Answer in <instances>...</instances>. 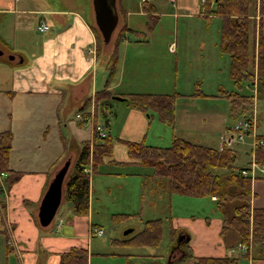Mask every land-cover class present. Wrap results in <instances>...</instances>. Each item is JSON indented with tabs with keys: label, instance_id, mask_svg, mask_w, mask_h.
<instances>
[{
	"label": "rangeland",
	"instance_id": "1",
	"mask_svg": "<svg viewBox=\"0 0 264 264\" xmlns=\"http://www.w3.org/2000/svg\"><path fill=\"white\" fill-rule=\"evenodd\" d=\"M125 2L135 10L145 9L150 12L148 10L150 5L157 2L164 4L161 7L164 11L175 10L173 3L166 0H125ZM58 3L86 11L89 10L92 0H21L20 5L23 4L26 8H37L46 4L58 7ZM253 3L252 7L254 9L255 5V10L250 11L251 20L254 18L258 20L261 4L258 6L255 1ZM178 13L175 17L162 16L153 19L152 16L146 15L136 16L131 20L135 28L125 32L126 39L119 50L116 77L112 81V85L120 86L118 90L128 85L133 93L173 96V123L162 120L157 111L145 113V117L138 120L132 111L134 107L129 105L128 100L120 101L114 98L102 100V105L100 104L98 108V116L95 119L89 117L83 122L77 114L82 113L86 116V113L88 115L90 111L93 112L90 106H87V111L79 110L76 105L71 106L69 101L63 103L57 98L48 100L42 94L33 96L19 93L17 100L13 101L8 99L4 92H0V131L8 129L12 132L14 164L17 167L30 169L39 167L42 162L35 161L32 155L35 153L41 156L51 152L52 155L56 154L63 145L62 134L68 138L67 141L69 140L67 151L73 149L72 134L75 135L79 146L83 145L82 139L86 138L85 140L91 139L90 142L94 147L96 123L104 126L108 133L111 132L115 142L114 158L119 160L128 157L127 147L120 141L122 139H137L151 145L169 146L173 138L179 136L195 143L220 147L224 141L222 137L230 135V128H233L236 121L253 115L256 118L258 135L264 136V95H260V87H256V84L254 88L258 96L244 104L236 101L237 105H242L240 111L237 110L235 115L232 113L231 95L239 92L252 96L255 90L249 87L247 82L240 86L231 78L230 56L223 52L220 46L222 17H205L195 14L190 8ZM10 17L9 14L0 15V45L11 52L16 46L25 49L20 45H26V50L30 54H38L46 36L56 26L48 15L45 17L50 25H53L51 31L39 29V20L42 17L40 14L22 15L17 21L18 24ZM123 25L124 21L121 18L110 44H105L102 36L97 38L98 61L92 73L95 74L98 89H103L109 76L108 58L115 40L121 36ZM251 26L253 28L251 39L254 42L257 28L255 34V27L253 24ZM95 31H99L96 25ZM128 43L132 45L127 46ZM170 44L174 47L173 50ZM250 69L251 73H254L253 65ZM60 103H62V111L58 114L56 107ZM89 103L91 104V101ZM243 108L245 113L242 114ZM93 114L96 116V113ZM65 117L68 120L72 119L73 127L67 128L64 125ZM76 124H80L81 128H77ZM245 141L244 143L226 142L231 146L223 144L237 153L235 167L238 168L250 167L253 158L254 137L248 136ZM74 162L71 163L70 172L66 177L63 201L56 218L69 214L65 194ZM63 164L64 162L60 167ZM137 169L139 168L133 164L114 165L109 162L102 163L95 173L92 166L87 168L92 176L91 204L88 214L91 213L93 222L107 231L103 236H91L93 251L96 253L89 264H170V255L172 264H194L195 257L189 247L190 243L186 241L188 232L175 229L173 236L171 216L174 214L175 217L181 218L192 216L207 218L211 219L214 225L215 219L223 217L218 209L217 199L213 201L211 196L190 197L176 194L171 198L172 208L165 209L158 198H168L170 201L169 196H159L156 192V190L164 192V188H159L157 179L144 182L147 176L141 175L146 171L149 175L152 169L144 167L146 171L133 174ZM255 180H252L253 184L256 182L253 186L257 196L255 197L258 198V204L262 205L264 177ZM149 219L162 220L163 234L160 243L155 245L121 243L113 246L114 241L120 243L119 241L125 240L127 235L133 236L143 231ZM234 234L237 236L236 233ZM181 235H184L183 240H180ZM236 243L238 248L243 250L239 246L242 243L238 240V236ZM251 243L252 241L248 245L249 249L244 251L255 252ZM231 251L236 254L237 248H232Z\"/></svg>",
	"mask_w": 264,
	"mask_h": 264
},
{
	"label": "crops",
	"instance_id": "2",
	"mask_svg": "<svg viewBox=\"0 0 264 264\" xmlns=\"http://www.w3.org/2000/svg\"><path fill=\"white\" fill-rule=\"evenodd\" d=\"M166 1L173 3L174 11L162 10L161 7L164 4L159 2L150 5V9H148L150 12L145 11V9H132L125 0H118L117 5L119 14L121 15L120 17L129 30L135 28L131 20L136 16L149 15L153 19L162 16L175 17L179 14L178 11L186 8H190L195 14L205 16L203 9L204 0ZM20 2L21 0H0V15L4 16L9 14L11 15L10 19L18 24L17 21L22 15L29 13L40 14L42 17H40L39 22L45 21L52 30L53 25L51 26L45 17V15H48L56 26H54L53 31L50 30L51 33L46 36L41 52L36 55L30 54L26 50V45H20L19 42L18 45L24 46L25 49L16 46L14 51L11 52L6 51L0 45V50L4 52L0 55V92H4L7 98L13 101L17 100L19 93L33 96L42 94L48 100L57 98V100H61L63 103L69 101L71 106L76 105L79 110L85 109L87 111V106H90L92 109L96 105V94L100 90L97 86L95 74L92 73L98 61V40L95 31L96 20L93 2L89 10L87 9L86 11L66 7L61 3H58V7H51V4H46L37 8H26L23 7V4L20 5ZM256 41L257 37L254 42L256 43ZM130 45L132 44H127V46ZM170 46L173 50L174 47L172 44ZM92 53L94 54L93 56ZM11 56L14 59H10ZM119 87L113 84L109 88L117 94L133 93L131 87L128 85L118 90ZM256 87H258L257 83ZM256 95L258 96V93ZM260 95H264V90L261 91L260 89ZM90 101L91 104L89 103ZM61 106L62 103L56 107L58 114L62 111ZM132 111L138 120L145 117V113L142 111L137 109ZM71 120L66 118L64 121V125L67 128L73 127ZM76 126L77 128H81L80 124H76ZM1 133L2 131H0ZM109 133L111 135L110 131ZM227 136L224 135L222 140ZM71 137L73 141L71 142L73 146L72 150L67 151L69 149V140L67 141L68 138L62 134L63 145H61L58 152L53 155L52 152L49 154L45 153L41 156H37L34 153L32 155L33 159L37 162L41 161L42 163L39 167H31V169L29 167H17L12 161L14 147L12 139L10 165L11 168L22 173L13 181L10 187L7 182L10 174L5 171L6 176H0V264H60L62 254L72 248L87 249L89 251V262L92 261L96 252L93 251L94 247L91 236H103L107 231L101 225L93 222L91 213L86 216L77 215L68 203L69 214L67 216L62 215V218H56L62 204L61 202L53 221L49 225L43 226L39 218L42 199L55 174L62 167L60 165L67 160H71V163L75 161L82 148V145L79 146L75 135L72 134ZM85 139H82V141L84 142ZM133 141L142 140L133 139ZM221 146L216 148H221ZM105 162L114 165H136L139 169L133 174L146 171L143 166L132 161L129 156L124 157V160H119L115 159L113 154ZM70 168L68 173L70 172ZM150 174L148 175L147 171L141 174L142 176H147L144 182L153 179ZM255 181L257 182L258 180ZM156 192H158L159 196H169L170 201L168 198L162 197H159L158 201H162L165 209L172 208L171 198L176 193L170 194L166 190L164 192L156 190ZM256 197L253 198V205L264 206V204H258V198ZM211 200L215 201L212 197ZM238 204L236 201L231 203L228 207L229 209L227 208L229 213H232L234 207ZM218 209L223 215V210L225 212V209ZM61 220H63V223L60 225ZM171 224L174 230H185L188 232L187 237L190 238L188 242L190 243L189 247L193 252V257H222L230 255L240 257V264H264V258L255 259L251 250L244 251L238 248V243H236L237 236L234 234V231H230L224 236L221 235L223 217L215 219L213 225L211 219L197 218L196 216L181 218L175 217L173 214L171 216ZM95 228L103 229L105 234L99 235L98 233H94L93 230ZM130 231L134 232L133 229H130ZM130 237L132 236L127 235L125 240ZM114 243L113 246L121 244V242L118 243L116 241ZM232 248H237L236 254H233L231 251ZM170 256L169 262L172 264Z\"/></svg>",
	"mask_w": 264,
	"mask_h": 264
},
{
	"label": "trees",
	"instance_id": "3",
	"mask_svg": "<svg viewBox=\"0 0 264 264\" xmlns=\"http://www.w3.org/2000/svg\"><path fill=\"white\" fill-rule=\"evenodd\" d=\"M253 1L204 0L203 9L206 17L220 16L223 19L220 46L222 51L230 56V75L233 81L240 86L247 82L248 86L253 88L257 83L262 91L264 90V0L260 1V19L258 20L255 18L251 20L250 11L255 10V5L254 9L252 7ZM251 24L255 25V31L257 28L256 43L251 39L253 29ZM128 30L126 25L122 26L121 36L115 40L112 53L108 58L109 76L103 89L96 94L95 118L98 116V108L102 100L121 96L128 100L129 105L134 109L144 113L157 111L162 120L173 123V96L152 93L116 94L109 88L116 77L119 50L126 39L125 32ZM96 33L97 38L98 36L101 38L100 31ZM251 65L255 68L254 73H251ZM256 94V90L252 96L234 92L231 95L232 113L240 111V106L255 99ZM236 101L242 104L237 105ZM244 111L245 108L242 109V114L245 113ZM233 128L231 132L234 131ZM95 137L94 147L90 142L91 139L84 140L66 184L65 200L80 216L88 215L90 209L92 176L87 168L92 166L93 172H97L99 166L114 154L115 142L110 133L106 138H100L97 135ZM259 138L264 140V136L260 135ZM12 139L11 130L0 134V172L7 171L10 174L7 178L9 187L22 173L11 168L10 165ZM120 141L126 145L128 156L132 161L152 169V178L157 179L159 188H164V191L190 197L216 196L218 208L225 209L221 235L234 231L241 243L249 245L252 241L255 259L264 258V206H253L252 201L256 196L254 184L250 177H244L241 174V169L246 167H235L237 153L233 149L224 145L221 148L206 146L179 136H175L169 146L151 145L145 141L125 139ZM255 161L258 165L264 166V144L257 146ZM235 201L239 204L234 207L232 213H229L227 208ZM145 226L143 231L120 242L129 245L160 243L163 234L162 220L149 219ZM174 233L173 229V236ZM60 264H89V251L72 248L62 254ZM194 264H240V257H195Z\"/></svg>",
	"mask_w": 264,
	"mask_h": 264
},
{
	"label": "water",
	"instance_id": "4",
	"mask_svg": "<svg viewBox=\"0 0 264 264\" xmlns=\"http://www.w3.org/2000/svg\"><path fill=\"white\" fill-rule=\"evenodd\" d=\"M92 2L97 28L103 37L104 43L109 44L112 42L113 35L120 22V14L117 5L118 0H92ZM3 53L4 52L0 50V55ZM10 59H14V57L11 56ZM115 98L118 100H125V98L121 96H115ZM70 165L71 160H67L57 171L42 199L39 218L43 226H47L53 221L62 202L63 188ZM183 239L184 235H181L180 240ZM189 240L190 238L187 237L186 241Z\"/></svg>",
	"mask_w": 264,
	"mask_h": 264
},
{
	"label": "built area",
	"instance_id": "5",
	"mask_svg": "<svg viewBox=\"0 0 264 264\" xmlns=\"http://www.w3.org/2000/svg\"><path fill=\"white\" fill-rule=\"evenodd\" d=\"M254 1L258 6H260L261 0H254ZM39 29L43 31H48L50 30V26L45 21H41L39 23ZM92 109H93V112L90 111L88 115L84 116L82 113H78L77 117L83 122H86L89 117H93L95 119V115L93 114L95 113L94 106ZM233 127H234L233 128L234 131H232L230 135H228L224 139L223 144L224 143L227 144L226 142H231V141H236L237 143H244L246 142L245 141L246 137L251 136V135L254 137V142H253L254 152H253V158L250 162V167L242 168L241 174L244 177H250L252 180H255L256 178H259V177H264V166L258 165L255 161V152H256L257 146L264 144V140L259 138V135L257 132V122H256L255 116L253 115L250 118L246 117V118H243V120L241 121L240 120L236 121ZM94 133L100 138H106L109 135L107 129L98 123L95 124ZM229 145L231 146V144ZM0 176L5 177L6 173L2 172L0 173ZM212 198L217 199L216 196H213ZM62 223H63V220L60 221V225ZM93 232L98 233L99 235L105 234V231L103 229H98V228H95ZM239 246L243 250L249 249V246L243 243L240 244Z\"/></svg>",
	"mask_w": 264,
	"mask_h": 264
}]
</instances>
